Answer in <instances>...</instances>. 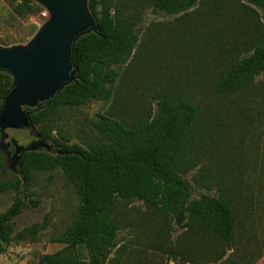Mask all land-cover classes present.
<instances>
[{
	"label": "rangeland",
	"instance_id": "obj_1",
	"mask_svg": "<svg viewBox=\"0 0 264 264\" xmlns=\"http://www.w3.org/2000/svg\"><path fill=\"white\" fill-rule=\"evenodd\" d=\"M88 1L87 13L95 19ZM106 1L119 8L127 2ZM30 5L0 0V47L27 45L51 18L41 3L33 0ZM145 7L130 10L137 16V42L127 62L115 68V79L106 84L108 99L56 107L32 132L7 130L2 142L15 139L35 147V139L53 148L39 131L46 129L87 146L98 140L94 123L100 118L130 128L153 114L163 93L184 97L193 104L195 118L177 171L189 186L191 200L208 194L232 208L238 216L232 238L224 239L207 217L199 220L186 212L179 225L171 214L141 200L118 199L107 210L116 232L103 264H249L264 256V117H256L264 111V91L253 96L263 89L264 71L248 79L243 93L216 94L214 83L260 37L262 12L243 0H198L192 9L170 16ZM28 195L27 200L39 204L31 206L26 200L11 221V240L0 248V264H41L43 256L64 246L58 239L71 231L76 219L80 199L60 168L36 172ZM14 197V191L0 193V214ZM249 206H254L251 215ZM78 255L86 259L84 246H78Z\"/></svg>",
	"mask_w": 264,
	"mask_h": 264
},
{
	"label": "trees",
	"instance_id": "obj_2",
	"mask_svg": "<svg viewBox=\"0 0 264 264\" xmlns=\"http://www.w3.org/2000/svg\"><path fill=\"white\" fill-rule=\"evenodd\" d=\"M17 1L27 8L33 2ZM197 1L127 0L119 8L106 0H89L88 8L95 17L97 29L81 35L74 42L75 80L67 83L40 109L31 112V123L40 125L56 107L78 106L93 98L108 99L111 92L106 84L115 79V68L127 62L137 42V16L130 13L131 9L136 13L146 6L156 14L170 16L192 9ZM243 1L257 7L264 22V0ZM263 24L260 23L263 29L260 37L255 38L245 54L230 61L226 70L215 79L216 94L243 93L248 79L264 71ZM13 83L10 73L0 70V110ZM258 91H264V86L255 91L254 98ZM258 116L264 117V111L257 113ZM194 118L193 104L167 91L155 103L153 114L139 119L133 127L127 128L108 117L97 120L94 127L99 134L98 140L87 146L70 143L63 136H54L52 131L42 129L40 133L53 148L42 147L33 139L35 147L21 151L12 169L14 146L5 145L0 149V193L14 191L15 197L8 209L0 214L1 250L2 245L11 240V221L27 205L28 189L35 173L55 168H60L74 186L80 207L72 232L58 239L64 246L43 256L41 264H103L116 232L107 210L118 199L141 200L171 214L179 225L185 221L186 212L199 220L207 217L230 242L236 228V213L228 204L208 194L191 200L189 186L177 171V162L186 149ZM3 144L0 131V146ZM27 202L31 206L39 204L37 200ZM253 207L249 206L248 214H252ZM80 245L86 248L85 260L78 255ZM190 259L193 258L186 260Z\"/></svg>",
	"mask_w": 264,
	"mask_h": 264
},
{
	"label": "water",
	"instance_id": "obj_3",
	"mask_svg": "<svg viewBox=\"0 0 264 264\" xmlns=\"http://www.w3.org/2000/svg\"><path fill=\"white\" fill-rule=\"evenodd\" d=\"M44 5L51 18L25 46L0 47V70L7 71L14 83L4 96L0 110V131L30 130V112L39 109L67 83L75 80L72 49L81 34L96 31V21L86 10V0H35ZM14 146L11 168L25 146L11 139ZM0 146L3 149L5 145ZM41 146H45L39 142ZM47 147V146H45Z\"/></svg>",
	"mask_w": 264,
	"mask_h": 264
},
{
	"label": "crops",
	"instance_id": "obj_4",
	"mask_svg": "<svg viewBox=\"0 0 264 264\" xmlns=\"http://www.w3.org/2000/svg\"><path fill=\"white\" fill-rule=\"evenodd\" d=\"M82 250V249H81ZM264 256H261L260 258H257L256 260H252L249 264H264Z\"/></svg>",
	"mask_w": 264,
	"mask_h": 264
},
{
	"label": "flooded vegetation",
	"instance_id": "obj_5",
	"mask_svg": "<svg viewBox=\"0 0 264 264\" xmlns=\"http://www.w3.org/2000/svg\"><path fill=\"white\" fill-rule=\"evenodd\" d=\"M11 159H12V157H11Z\"/></svg>",
	"mask_w": 264,
	"mask_h": 264
}]
</instances>
